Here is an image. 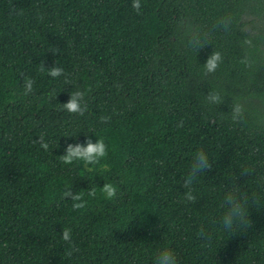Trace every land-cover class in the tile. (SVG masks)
<instances>
[{"label":"trees","instance_id":"16d2710c","mask_svg":"<svg viewBox=\"0 0 264 264\" xmlns=\"http://www.w3.org/2000/svg\"><path fill=\"white\" fill-rule=\"evenodd\" d=\"M140 2L0 0V264H154L163 248L178 264H264V0ZM74 91L83 115L63 107ZM89 139L108 145L98 164L62 162ZM200 150L212 167L185 188ZM229 192L251 226L224 229Z\"/></svg>","mask_w":264,"mask_h":264},{"label":"clouds","instance_id":"9594fccd","mask_svg":"<svg viewBox=\"0 0 264 264\" xmlns=\"http://www.w3.org/2000/svg\"><path fill=\"white\" fill-rule=\"evenodd\" d=\"M132 7L137 11L141 10L140 0H133ZM227 23H230L227 22ZM225 23V27H227ZM250 43V41H245ZM223 62V56L221 52L215 51L207 59L204 64L205 74L214 73ZM247 65V59L241 61ZM64 72V69L55 66L49 69V75L53 78L59 77ZM33 81H26V90L32 89ZM85 94L81 91H74L71 93V99L63 104L65 110L69 113L83 115L86 111L87 105L84 103ZM207 100L211 104H220L222 97L218 92H210L207 95ZM244 106L241 103H235L231 109V116L233 121H240L244 116ZM41 147L47 150L48 144L43 142V136L41 137ZM108 155V145L103 139H98L93 142L91 139L87 140L86 144H69L65 150V154L61 156L64 164H72L75 161H82L85 165L98 164L100 160ZM212 167L209 162V158L206 152L203 150L197 151L193 157V162L190 167V171L187 175V179L183 181L185 188H191L194 179L200 173L210 169ZM247 171V170H246ZM103 193L108 199H112L116 196L117 189L110 183H105L102 187ZM89 195H95V191L89 193ZM66 196L71 198L74 203L72 207L74 209H83L86 207V201L83 200L81 194L72 193L70 190L66 193ZM187 201H195L196 197L189 191L185 196ZM246 197H242L239 194L229 192L224 197L223 207L225 209L224 214L221 217V223L226 231L232 230L234 227H248L251 226V221L248 218L247 211L245 209ZM201 231L200 235H203ZM63 240L71 243V230L63 229L62 232ZM154 264H178L177 256L174 250L171 248L161 249L156 257Z\"/></svg>","mask_w":264,"mask_h":264}]
</instances>
